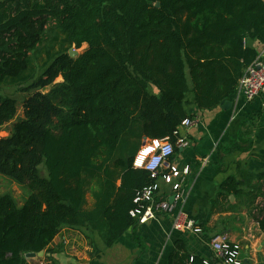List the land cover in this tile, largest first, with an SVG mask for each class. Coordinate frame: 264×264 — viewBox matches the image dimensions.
<instances>
[{"label": "trees", "instance_id": "16d2710c", "mask_svg": "<svg viewBox=\"0 0 264 264\" xmlns=\"http://www.w3.org/2000/svg\"><path fill=\"white\" fill-rule=\"evenodd\" d=\"M247 39L264 45L263 0H0V88L30 93L21 118L0 95V129L11 125L0 175L29 192L20 206L0 194V264L49 259L64 227L96 231L108 248L132 230L140 247L129 212L153 183L133 167L142 141L168 139L175 152L189 93L200 111L235 95L257 59ZM224 186L238 195L234 178ZM259 215L264 235V206ZM168 260L205 264L180 242Z\"/></svg>", "mask_w": 264, "mask_h": 264}, {"label": "crops", "instance_id": "0c3cea01", "mask_svg": "<svg viewBox=\"0 0 264 264\" xmlns=\"http://www.w3.org/2000/svg\"><path fill=\"white\" fill-rule=\"evenodd\" d=\"M244 44L257 52V59L264 61V45L249 39ZM148 89L152 95H158L154 87ZM187 101L185 110L193 125L178 130V136L187 145L176 146L164 169L167 165L178 170L189 168L176 212L193 220L201 233L176 231L173 216L158 213L155 219L137 223L135 232L140 247L133 240L132 230H128L108 248L96 231L64 227L52 243L55 253L50 260L43 256L27 259L28 264H169V256L179 242L190 256L207 264H222L209 248L211 237L218 234L241 245L242 264H264V235L258 226L264 196L257 190L262 184L261 194L264 193V179L256 177L264 174V94L245 102L235 92L223 106L205 111L193 104V94H188ZM147 142L142 141L140 150ZM231 147L236 148L227 151ZM229 177L239 182L238 195L229 192L231 188L222 187ZM158 184V200L172 203L171 188L161 180ZM247 198L251 200L249 203Z\"/></svg>", "mask_w": 264, "mask_h": 264}, {"label": "built area", "instance_id": "2783aa9c", "mask_svg": "<svg viewBox=\"0 0 264 264\" xmlns=\"http://www.w3.org/2000/svg\"><path fill=\"white\" fill-rule=\"evenodd\" d=\"M238 97H242L245 102H251L264 94V61L256 59L245 68L242 77L239 79L236 89ZM193 125L190 119L182 121L174 136L177 137L175 145L184 147L187 145L183 138L178 136L179 128H188ZM174 154L173 144L168 139L148 141L136 155L133 167L148 172L153 183L139 192L133 203L135 208L129 212L130 217L138 224L145 223L150 219H155L156 214L164 213L173 216V229L176 231H186L192 234H200L201 228L193 220L186 217L182 212H176V204L181 201V188L184 178L189 174V168L184 167L178 170L173 165L166 162ZM161 180L166 186L171 188L173 202L158 200V181ZM209 248L213 256L222 264H242V249L238 242H233L225 235H215L211 237ZM191 262V261H190ZM203 263L207 264L206 261ZM38 264H49L40 262Z\"/></svg>", "mask_w": 264, "mask_h": 264}, {"label": "rangeland", "instance_id": "374dc122", "mask_svg": "<svg viewBox=\"0 0 264 264\" xmlns=\"http://www.w3.org/2000/svg\"><path fill=\"white\" fill-rule=\"evenodd\" d=\"M86 49V46H82L80 49L75 50L78 54L83 52ZM57 81H60L58 79ZM47 89L42 90V92H47ZM0 95L7 96L13 98L17 103V118L22 117V103L23 101L30 95L27 93H22L18 88H0ZM10 124L5 125L0 129V138L6 137L10 130ZM40 175L41 177H46V172L43 166H40ZM0 194H7L13 198L18 206H20L24 200L28 197V190L22 186L11 180L10 178L0 175ZM92 205V199L90 194H87L86 208H90Z\"/></svg>", "mask_w": 264, "mask_h": 264}, {"label": "water", "instance_id": "95a60500", "mask_svg": "<svg viewBox=\"0 0 264 264\" xmlns=\"http://www.w3.org/2000/svg\"><path fill=\"white\" fill-rule=\"evenodd\" d=\"M68 55L69 57L73 58L75 56L78 55V53L74 50H69L68 51ZM224 105V102L221 103V106ZM264 245V243L262 244V246ZM44 256V252H40L38 254H34V253H29L25 255V259H36V258H42Z\"/></svg>", "mask_w": 264, "mask_h": 264}]
</instances>
